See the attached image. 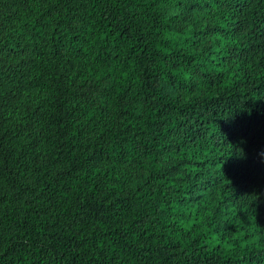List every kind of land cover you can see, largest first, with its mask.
Returning <instances> with one entry per match:
<instances>
[{
  "label": "trees",
  "instance_id": "16d2710c",
  "mask_svg": "<svg viewBox=\"0 0 264 264\" xmlns=\"http://www.w3.org/2000/svg\"><path fill=\"white\" fill-rule=\"evenodd\" d=\"M0 264H264V0H0Z\"/></svg>",
  "mask_w": 264,
  "mask_h": 264
}]
</instances>
